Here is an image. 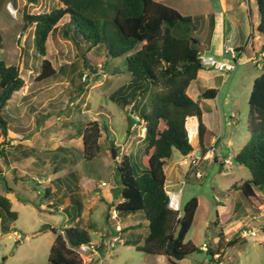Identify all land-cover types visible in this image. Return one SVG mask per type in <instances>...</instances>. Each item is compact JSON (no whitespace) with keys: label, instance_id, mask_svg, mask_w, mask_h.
Segmentation results:
<instances>
[{"label":"rangeland","instance_id":"rangeland-1","mask_svg":"<svg viewBox=\"0 0 264 264\" xmlns=\"http://www.w3.org/2000/svg\"><path fill=\"white\" fill-rule=\"evenodd\" d=\"M158 1L178 9L184 15L199 19L200 31L211 30L208 15L218 11L224 13L226 2V0ZM244 1L247 3L248 0ZM11 4L14 9L13 13L9 11ZM58 6H60L59 0H0V33L3 37L0 45V59H4L9 65H19L21 75L25 80V86L13 95L8 110L5 109L3 112L4 116L9 120V112L14 124L23 123L27 129L31 130L28 134H32L35 138L40 154H47L41 151L43 147H56L66 143L69 133H75L80 125L97 118L103 127L104 134L101 141L102 158L83 162L80 168L87 177L96 180L100 178L109 184L118 183L120 185V178L112 171L116 166V157L113 154L115 148L112 144H117L120 150L126 148L135 170L142 172L146 167L144 159L147 158L144 154L146 141L141 136L145 123L139 119L137 113L149 108V102L157 88L150 85L143 96L137 93L138 105L135 107L134 114L130 107L124 109L112 98L113 92L130 78L129 74L124 72L123 58L111 59L108 64H105L106 49L101 48L97 61L94 63L95 71L91 72L84 64L81 56L82 50L67 39L59 29L49 37L48 54L45 58L52 62L56 70L66 66L67 72L64 75L60 72L61 78L59 79L49 78L39 81L37 76L40 72L42 57L34 48V26L26 23L25 14L47 12ZM235 17L242 24V13L235 14ZM239 23L235 25L236 32L241 29ZM230 43L233 45L237 42L235 40ZM87 56L90 59L91 53L87 52ZM226 56L225 61L234 63L231 54H226ZM75 65L77 67L72 72L70 68ZM117 68L121 70L117 71ZM260 72H262L261 68L256 67L254 62L248 59L238 61L233 70L226 73L228 77L225 81H222V78L218 79L221 94L218 101L221 121L217 116V132H220L222 137L216 153L220 159L231 154V163L225 164L213 158L203 159L197 168L202 173V177L198 178L195 171L188 173L191 158L185 157L175 149L166 167L169 174L168 182H178L172 189L177 190L182 186V205L194 196L199 199L195 221L187 233L186 241H192L200 249L204 243L209 248L215 247L219 231L223 228L228 229L224 230L227 239L239 238L238 242L233 247L225 248L218 260H210V253L201 250L172 262L165 255H151L144 252L139 247L143 240L139 238L135 242L117 247L111 255L113 264H264V227L256 235L248 234L240 237L241 232L249 229L252 224H264V202L254 208L241 192L232 188L235 183L251 178L249 169L237 163L235 155L241 151L243 144L250 137L249 97L253 79ZM84 79L85 83L80 88L81 81ZM125 88L130 91L128 85H125ZM77 90L80 91L79 94L76 93ZM130 115L134 117L132 125ZM130 125L132 126L131 132L128 133ZM47 134H52L53 139L46 138ZM190 134L192 141L197 143L192 126ZM229 140L232 143H229ZM56 154L59 157L54 165L60 167L64 162L60 157L65 153L63 150L57 151L54 159ZM180 161H184L181 167L189 174L187 177L181 174L178 166H175ZM37 182L36 179L29 180V185L35 186L36 189L39 188L42 192L44 185ZM18 188L26 197L31 198L33 203L41 201L40 191L37 193L32 188V190L25 191L19 186ZM259 193L264 201V190H260ZM98 194L97 192L92 193L97 199ZM43 202L46 203L47 200L44 199ZM98 203V207L94 210V217L97 223H104L103 215L106 204L103 201H98ZM13 209L19 212L18 220L14 221L2 213L5 224L12 223L17 228L19 237L28 234V239L19 243L14 239L7 240L0 236V251H7L0 256V261L6 255H10L9 263L11 264H49L50 250L56 237L53 228L61 230L65 224H73L78 219L75 211L72 214L75 218L74 222H67L68 215L60 209L46 205L41 208L33 207L16 197L13 198ZM253 215L259 218L260 223L253 221ZM235 220L242 223L240 229H238L239 225L233 223ZM135 221L141 223L139 231L143 236L148 230L143 212H136L134 217L120 218V222L126 227ZM48 225H51V228L46 227ZM109 226L114 228L111 223ZM128 230L130 228L124 231L123 237L129 234ZM4 232L6 230H3Z\"/></svg>","mask_w":264,"mask_h":264},{"label":"trees","instance_id":"trees-1","mask_svg":"<svg viewBox=\"0 0 264 264\" xmlns=\"http://www.w3.org/2000/svg\"><path fill=\"white\" fill-rule=\"evenodd\" d=\"M255 1L261 13L258 28L264 33V0ZM59 3L60 6L47 12L25 14L26 23L34 26V48L42 57L38 80L59 79L60 72L61 75L67 72L66 66L56 70L52 62L45 58L48 54L49 37L59 29L82 50L84 64L91 72L95 71L94 63L101 48L106 49L105 64L111 59L123 58L124 72L130 76V91L121 86L112 98L123 108L131 105L133 114L138 105L137 93L143 96L150 85L156 86L149 108L137 113L146 127V167L142 172L136 171L130 155H124L120 161H116L115 172L120 178L119 189L122 196L116 208L119 214L143 212L148 231L139 247L147 254L165 255L175 262L193 252L201 251L192 241H186L199 208L198 197H192L182 205L181 211H177L168 206L165 189L166 161L173 156L175 149L183 155H189L194 149L187 128L188 117L193 116L198 120L201 154L208 151L206 139L211 132L203 122L199 102L188 93L190 84L204 68L200 58L203 42L199 34V19L184 15L178 9L158 0H59ZM210 19L212 28L213 15H210ZM2 40L0 33V45ZM262 49L264 50V43ZM87 52L91 53V60L88 59ZM76 67L77 65L71 66V71L74 72ZM84 83L85 79L81 81L80 88ZM24 86L20 66L9 65L4 59H0V156L7 155L3 145L9 127L14 125L9 112V120L3 112L8 110L13 95ZM76 93L79 94L80 91L77 90ZM216 95L215 88L201 93L203 98H213ZM131 128L130 125L128 133ZM102 129L99 120H91L80 129L86 162L95 160L102 154ZM249 130L250 137L235 155V159L249 169L251 178L235 183L232 188L241 192L256 208L264 202L259 193L264 190V65L262 72L254 80L249 97ZM112 147L117 148L114 143ZM56 152H52L53 155ZM58 157L56 154L55 159ZM66 157L62 155L60 158L65 160ZM72 157L77 162V155ZM214 160L217 161V158L214 157ZM56 185L58 189L62 188V179H58ZM52 194L51 187L46 186L40 193L41 201H48ZM72 201L77 205L76 210L80 211L81 200L72 197ZM40 202L32 203L40 207ZM111 207L109 204L106 212L107 224L110 223ZM0 209L8 218L18 219L19 213L13 209L11 199L3 194H0ZM92 229H95V225L79 223L61 230L53 228L56 237L50 250L49 263L84 264L83 258L73 247L93 240L96 235L92 234ZM3 230L7 231V228ZM238 240L239 238L227 239L222 228L215 247L206 251L211 255L210 260H214L215 253L221 254L225 248L233 247Z\"/></svg>","mask_w":264,"mask_h":264},{"label":"crops","instance_id":"crops-1","mask_svg":"<svg viewBox=\"0 0 264 264\" xmlns=\"http://www.w3.org/2000/svg\"><path fill=\"white\" fill-rule=\"evenodd\" d=\"M224 5H225L224 13L218 11V12H212L208 15L209 23L211 22L210 15H213L214 26L211 28V30L208 31L207 29H205L199 31V34L203 42L202 43L203 50L201 53L208 56H215L220 61L227 62L225 61V58L227 57L224 51L225 45L228 43L231 44L230 42H234L236 40L237 43H234L233 45L231 44L237 49L238 60L237 58L234 59L231 56L235 64L238 61H243L248 59L253 61L252 58L255 55L260 56L261 54H264V50L262 49V45L264 43V33L261 32L258 28L261 22V13L256 4V1L248 0L246 3V1L244 0H240V1L226 0ZM240 12L242 13V19H243L242 24H240L238 22V19L235 17V14L237 15V13ZM238 23L241 29L239 32H236L235 25ZM227 63H231V62H227ZM254 64L256 65V67L261 68L262 70L261 66L257 65L255 62ZM226 73L227 72H221L215 68L204 67L199 71L197 78L190 84L188 88V93L190 94V96L199 102L203 111V115H202L203 122L206 124V126L211 132L206 139V146L208 148V151L213 145H215L216 148H218L217 147L218 143L222 137V134L220 132H217L218 131L217 116L221 121V109H220V103L218 102L221 98V94L219 91L220 85H218V79L222 78V81H225L226 78L228 77L226 76ZM260 73L254 77L253 83L255 78L258 77ZM129 82H130V78L125 84H122L119 87L128 85ZM210 88L217 89V95L213 98L201 97V93ZM128 107H130L131 109V105H127L124 109H127ZM232 115L234 114L232 113ZM195 118L196 117L191 116L188 117L187 119V128L189 131L190 141L194 149L189 155H184V156L190 157L191 161L194 156L196 155L198 156L201 154V147L199 144V135H198V120L197 118L195 120ZM93 120H97V118ZM83 125H80L75 130V133L73 132L68 134L69 138L66 143L62 145H57L56 147H43V150L41 151H44L47 154H40L38 152L39 150L37 148L35 138L32 136V134H28L29 132H31V130L27 129V126H25L23 123H17L14 124L12 127H9L8 130L9 132L8 135L5 137V141H4L5 143L3 145V148L7 152V155L0 156V194H3L8 198H10L12 203H13V198L16 197L18 200L22 202H26L31 206L35 207V205L32 203L34 201L31 198L26 197V195L22 192V190H19L18 186L21 187L24 191L27 189L28 190L33 189V191H37L38 193V191H40L39 188L36 189L35 186L32 187L31 185H29V180L36 179L38 181L37 182L38 184L44 185L43 191L46 186H49L51 187L53 192L51 198L46 203H44L45 201L44 202L41 201L39 203L40 204L39 208L45 207L46 205L60 209L66 212V214L68 215L67 222H74L75 218L73 217L72 214L73 211H75L78 215V219L73 224H69V223L67 225L65 224L64 228L69 227L71 225H76L78 223L88 226L93 224L95 225V229L91 230L93 234L99 228L101 229L107 228L109 230H112V228L109 226L110 223L107 224L106 221V212L108 209V205L110 204L112 207H116V204L122 200V196L118 183H116V185H112L109 184V182L105 181L104 179L99 178L96 180L95 178L87 177L85 173L81 170L80 165L83 162H86L83 155V149H84L83 134L80 133L81 132L80 129ZM191 126L193 127L194 133L196 135L197 143L192 141V137L190 134ZM11 133H13V135ZM103 135L104 134L102 129V137L100 139L101 145H102L101 141L103 139ZM45 136L46 138L50 137V139H53L54 137L52 134H47ZM141 136L142 138L145 137L144 128H143V132L141 133ZM229 143H232V141L229 140ZM60 149L64 151L67 157L65 158V160H63L64 161L63 165L59 168L54 165V163H56V159H54V155L52 152L59 151ZM126 150H127L126 148H121V150L116 148L117 157L115 158V160L120 161L124 155H129L127 154ZM76 154H78L77 162H74L72 156ZM101 155L98 158H102ZM214 157H216L217 160H220L222 163L225 164L229 163L228 160L231 161L232 159L231 154H229L228 157H224L223 159H220L219 155H217L216 152L213 156V159ZM168 160L166 161L165 164V171L167 175L166 187L172 188L175 185H177L178 182L177 183L176 182L171 183L170 181L168 182L169 174L166 169ZM144 161H146V159H144ZM191 161L189 164V172H188L189 174L192 171ZM183 163L184 161H180L175 166H178V170H180L181 174H184V176L187 177L189 174H187V172L184 171L181 167V164ZM112 171L113 173L116 174L115 167L112 169ZM9 179H11V181ZM58 179H62V188L60 189H58L56 185ZM102 182H105L106 185H102ZM93 192L99 193L98 199L92 195ZM72 197L81 200L82 203V207L80 210L81 212L76 210L78 208L75 202L72 201ZM98 201H103L106 204V210L103 215L104 223H97L96 222L97 219L94 217V210L99 205ZM2 213L3 211L0 209V236L4 237L3 239H7V240L14 239L16 242L19 243L22 242V240L28 239V234H25L24 238L22 237L20 238L17 228L14 227L12 223L9 224L7 222L5 224L4 218L2 217ZM134 215L135 213L119 214V217L127 218V217H134ZM236 218H238V216ZM233 223L240 226L238 229L242 227V223L239 220H235ZM124 227H125L124 231L128 228H130V230H128L129 234L126 237H123L124 238L123 245H126L130 242H135L139 238L143 239L148 231L147 230L142 236V232L139 231L140 230L139 228L141 227V223H138L136 221L135 223H130L128 227H126V225H124ZM4 228H7V231L3 233ZM224 230L227 231L228 229H224ZM14 250H16V248ZM4 252L7 251H0V256H2ZM14 253L16 254V251ZM10 258H11L10 255H6L2 259V261H0V263L11 264L9 263Z\"/></svg>","mask_w":264,"mask_h":264},{"label":"built area","instance_id":"built-area-1","mask_svg":"<svg viewBox=\"0 0 264 264\" xmlns=\"http://www.w3.org/2000/svg\"><path fill=\"white\" fill-rule=\"evenodd\" d=\"M13 10L14 9L11 4L9 6V11L13 13ZM224 51L226 54H231L234 59L237 58V49L231 44H226ZM200 58L204 67L215 68L221 72H229L234 68L233 63L220 61L215 56H208L201 53ZM252 60L257 65L262 67L264 65V54H261L260 56L255 55ZM144 130H146V127H144ZM216 150V146L213 145L206 154H200L198 156L196 155L192 158L191 166L193 168V171L196 172V177H202V173L197 170L201 161L206 158H213ZM228 162L231 163V161L229 160ZM102 185H106V183L102 182ZM165 189L168 195V206L171 209L181 211L182 186H180V188H178L177 190L170 187H166ZM252 219L255 223H260V220L256 215H253ZM110 223L111 225H114V228L112 230H109L107 228L98 229L93 233L94 235H96L93 240L82 242L79 245L73 247V249L83 258L84 264H113L111 261V255L117 247L124 244L123 231L125 228L124 225H122V223L120 222L119 212L116 207H112L110 210ZM263 227L264 224H252L249 229L243 230L240 235H256L257 232ZM202 250L208 251L209 246L204 243L202 245ZM219 257V253H215L213 256L214 260H218Z\"/></svg>","mask_w":264,"mask_h":264},{"label":"water","instance_id":"water-1","mask_svg":"<svg viewBox=\"0 0 264 264\" xmlns=\"http://www.w3.org/2000/svg\"><path fill=\"white\" fill-rule=\"evenodd\" d=\"M129 119H130V121H131V125H132V124L134 123V117H133L132 115H130V116H129ZM113 154H114L115 157H117V151H116V149H113ZM236 162L239 163V161H237V160H236ZM46 227L51 228V225H48V226H46ZM24 235H25V234H23L22 238H24Z\"/></svg>","mask_w":264,"mask_h":264}]
</instances>
